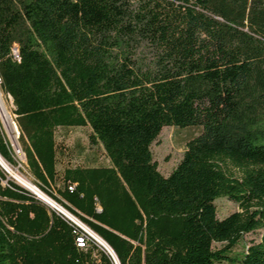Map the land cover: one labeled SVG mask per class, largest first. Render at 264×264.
<instances>
[{
  "label": "trees",
  "instance_id": "1",
  "mask_svg": "<svg viewBox=\"0 0 264 264\" xmlns=\"http://www.w3.org/2000/svg\"><path fill=\"white\" fill-rule=\"evenodd\" d=\"M0 76L40 187L57 127L91 126L111 166L66 170L61 192L120 264H264V0H0ZM165 126L200 128L168 175ZM219 197L238 209L219 217ZM77 232L0 183V264H113Z\"/></svg>",
  "mask_w": 264,
  "mask_h": 264
},
{
  "label": "rangeland",
  "instance_id": "2",
  "mask_svg": "<svg viewBox=\"0 0 264 264\" xmlns=\"http://www.w3.org/2000/svg\"><path fill=\"white\" fill-rule=\"evenodd\" d=\"M91 126L88 123L81 125H75L70 127H57L55 131V166H56V180L48 178L47 183H42L41 189L44 193L55 199L58 203L65 206L72 214L81 219L90 229L102 237L116 253L112 245L96 230L92 228L88 221L98 224L103 227H107L97 218L86 214L75 204L70 202L65 198L61 191L65 189L64 176L66 170L76 169L78 167H109L111 166V159L103 146L100 143H92L90 140ZM200 132L199 127H177V126H165L161 130L158 138L153 142L151 149L153 153V159L158 164L159 171L168 175L177 165V163L182 158L188 141L196 136ZM22 143V142H21ZM29 144V143H28ZM30 145V144H29ZM23 149L25 151V146L22 143ZM26 161L30 167L27 154ZM66 171V172H65ZM39 185V184H38ZM69 185L74 186V190L68 188ZM40 186V185H39ZM67 189L70 192H74L78 186V182L67 180ZM41 201V200H40ZM44 203V202H42ZM217 206V212L219 217H224L229 213L238 209L235 202L227 199L226 197H219L215 200ZM48 209V204L44 203ZM102 203L97 200L95 204V210L97 213H102L103 211ZM31 217L34 214L30 213ZM112 230V229H110ZM114 233L119 234V232L112 230ZM259 237V232H252L246 234L232 249L231 254H240L244 251L245 246L252 240ZM136 245L138 241L132 240ZM99 251H103L98 247ZM99 254V252H98ZM117 255V253H116Z\"/></svg>",
  "mask_w": 264,
  "mask_h": 264
},
{
  "label": "built area",
  "instance_id": "3",
  "mask_svg": "<svg viewBox=\"0 0 264 264\" xmlns=\"http://www.w3.org/2000/svg\"><path fill=\"white\" fill-rule=\"evenodd\" d=\"M13 55L14 58L20 59L16 48L13 49ZM15 111L16 107L13 97L9 92H5L2 89V78L0 76V135L6 148L4 155L0 152V183L4 188L33 194L25 186V180L33 182L35 187L42 189L26 161L25 151L21 143L23 132L19 126L18 115ZM68 188L74 190L73 185H69ZM33 195L39 199L37 195ZM55 204L56 209H51L78 230L75 242L79 248H87L89 245L95 244L109 256L113 264H120L119 258L113 249L99 241L95 237V233L81 219L72 214L62 204Z\"/></svg>",
  "mask_w": 264,
  "mask_h": 264
},
{
  "label": "bare ground",
  "instance_id": "4",
  "mask_svg": "<svg viewBox=\"0 0 264 264\" xmlns=\"http://www.w3.org/2000/svg\"><path fill=\"white\" fill-rule=\"evenodd\" d=\"M25 186L35 195H37L38 197H40L43 201H45L50 208L52 209H56V204L55 202L46 194L44 193L42 190L38 189L37 187L34 186L33 182L29 181V180H25ZM99 241H104L101 237H99L96 233L94 234Z\"/></svg>",
  "mask_w": 264,
  "mask_h": 264
},
{
  "label": "water",
  "instance_id": "5",
  "mask_svg": "<svg viewBox=\"0 0 264 264\" xmlns=\"http://www.w3.org/2000/svg\"><path fill=\"white\" fill-rule=\"evenodd\" d=\"M49 196V195H48ZM50 197V196H49ZM51 198V197H50ZM39 199L42 201V202H44V203H46L45 201H43L40 197H39ZM55 203H57L58 204V202L57 201H55L53 198H51ZM92 230V229H91ZM93 231V230H92ZM94 232V231H93ZM95 233V232H94ZM97 234V233H96ZM98 235V234H97ZM99 236V235H98ZM96 237V236H95ZM100 237V236H99ZM102 238V237H101ZM103 239V238H102ZM104 240V239H103ZM101 242H103V243H105V244H107V245H109L105 240L104 241H101ZM110 246V245H109Z\"/></svg>",
  "mask_w": 264,
  "mask_h": 264
}]
</instances>
